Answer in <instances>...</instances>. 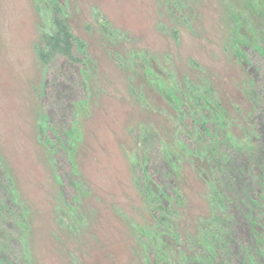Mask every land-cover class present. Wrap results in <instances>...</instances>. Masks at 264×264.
Wrapping results in <instances>:
<instances>
[{"label": "rangeland", "instance_id": "1", "mask_svg": "<svg viewBox=\"0 0 264 264\" xmlns=\"http://www.w3.org/2000/svg\"><path fill=\"white\" fill-rule=\"evenodd\" d=\"M175 1L0 0V160L26 213L31 264H148L143 244L155 219L135 160L177 146L171 91L211 86L232 136L246 142L253 132L254 92L240 56L258 51L264 61V9L252 0ZM58 21L86 44V92L81 67L65 69L61 58L48 66L40 56ZM45 113L62 127H52L61 165L43 142ZM178 184L183 245H173L172 263L179 250L192 254L188 237L201 240L215 216L192 160L181 163ZM229 251L237 264L235 245L219 257Z\"/></svg>", "mask_w": 264, "mask_h": 264}, {"label": "trees", "instance_id": "2", "mask_svg": "<svg viewBox=\"0 0 264 264\" xmlns=\"http://www.w3.org/2000/svg\"><path fill=\"white\" fill-rule=\"evenodd\" d=\"M176 1L179 4L180 0ZM252 2L260 11L264 9V0ZM45 43L46 50L40 52L44 63L49 66L54 58H61L65 69L81 67L86 92L84 71L89 55L83 40L58 21L56 30L45 37ZM241 55V64L251 80L249 90L254 92V98L251 95L250 101L255 108L247 121L253 132L248 133L246 142L230 133L229 115L214 88L187 83V89L171 91L172 103L177 102L180 116L176 148L160 149L157 160L145 153L142 157L136 156L137 181L143 196L150 201L155 219L154 230L143 244L145 251L148 249V264H230L226 260L231 256L230 251L219 257L230 245L236 247L237 264H264V61L258 51L248 55L242 48ZM52 127L57 131V127L62 128L47 113L43 114L40 127L43 142L61 165L58 152L62 138ZM70 132L71 129L67 134ZM68 144L71 145L70 141ZM186 159L193 161L209 186L215 216L211 222H203L208 229L203 231L201 240L188 237L192 254L179 250V262L172 263L173 245H183L179 229L185 198L178 181L180 165ZM71 165L75 179L68 189L76 192L80 184L72 162ZM58 182L64 201L75 210L74 203L68 200V192L63 189V178L59 176ZM15 200L14 185L0 160V264H31L24 239L26 213Z\"/></svg>", "mask_w": 264, "mask_h": 264}]
</instances>
